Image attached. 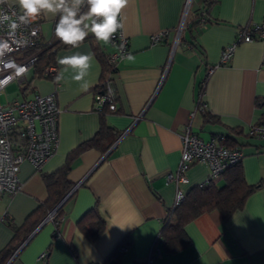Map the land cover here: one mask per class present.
Here are the masks:
<instances>
[{"label": "crops", "instance_id": "1", "mask_svg": "<svg viewBox=\"0 0 264 264\" xmlns=\"http://www.w3.org/2000/svg\"><path fill=\"white\" fill-rule=\"evenodd\" d=\"M186 3L129 0L122 10L123 30L134 59L117 63L111 79L114 111L105 117L120 135L107 152L91 147L73 159L68 176L74 187L62 204V217L57 222L43 220L0 264H109L112 253L119 264H264V185L229 219L213 209L186 223L179 236V242L186 244L178 251H166L159 236L177 191L187 193L209 175V166L196 162L187 173L189 184L167 178L178 168L189 121L205 139L220 134L232 139L244 154L240 166L246 181L264 182V139L249 135L264 114V36L235 44L231 59L220 63L224 49L239 40L240 27L264 22V0H217L209 11L212 22L193 25L191 14L203 3L197 0L179 33ZM54 22L40 16L46 39L54 36ZM161 31L166 35L153 42L152 36ZM98 44L105 57L113 50L110 44ZM77 51L93 56L85 77L87 89L82 87L84 81L71 79L73 69L57 79L62 67L58 57ZM56 65V77H35L33 69L27 73L30 86L24 87L25 97L57 90L59 143L40 170L28 161L21 164V187L15 194L0 193V218L7 219L0 221V251L46 201L44 174L61 168L70 152L101 126L102 113L95 104L103 90L104 65L94 42L86 38L79 48H61ZM200 99L217 121H206L197 107ZM215 180L222 185L225 177ZM94 208L106 226L92 240L80 224L93 220ZM122 246L127 249L120 251ZM43 252L46 257H41Z\"/></svg>", "mask_w": 264, "mask_h": 264}, {"label": "built area", "instance_id": "2", "mask_svg": "<svg viewBox=\"0 0 264 264\" xmlns=\"http://www.w3.org/2000/svg\"><path fill=\"white\" fill-rule=\"evenodd\" d=\"M186 10L184 18L178 28V32L185 27L187 7L190 0H186ZM6 31V30H4ZM0 31V35H4ZM32 32L36 34L33 36ZM166 31H161L152 36L153 42H158L166 35ZM23 35L27 38L28 43L15 46L14 50L7 58L14 59L17 64L27 66L28 71L22 77H15L14 70L0 66V81L12 75L13 78L6 84L0 83V95L6 86L17 80L22 86L27 84V73L33 69L37 56H25V50L31 46L40 35L42 27L40 16L33 20L24 30ZM239 40L227 46L223 53L220 63H227L239 42H249L257 37L264 36V22L250 24L238 29ZM113 50L107 56V62L111 69L104 80L103 90L96 95V108L103 109L106 106L114 108V87L112 75L119 60L123 59L129 53V39L124 34V30H119L114 39L109 43ZM210 67L208 72L213 70ZM44 72L49 77H56L57 65L52 64L45 67ZM199 109L204 110L202 104H198ZM60 107L58 104L57 90L49 94L36 93L32 97L15 98L3 102L0 97V193H7L10 196L15 194L21 187L19 171L23 162H30L37 170L53 156L59 143V114ZM195 112H191L194 117ZM249 135L264 139V114L262 119L249 129ZM227 136L220 134L205 139L195 131L191 121L186 126L182 134V151L181 158L176 173H169L168 180L177 183L189 184L190 179L187 173L191 166L196 162H204L209 166V175L203 184L219 178L227 168L239 164L244 156L242 150L238 147L227 145ZM186 192L179 189L176 195L175 205L184 200ZM55 211L48 214L45 221H55ZM4 218H0V221ZM126 246H122L120 251H125ZM47 252H43L41 257H46ZM90 264H103L102 262H93ZM119 264V263H115Z\"/></svg>", "mask_w": 264, "mask_h": 264}, {"label": "trees", "instance_id": "3", "mask_svg": "<svg viewBox=\"0 0 264 264\" xmlns=\"http://www.w3.org/2000/svg\"><path fill=\"white\" fill-rule=\"evenodd\" d=\"M216 1L217 0H203L202 5L196 13L194 12L191 14V23L193 25H197L200 23L212 22V19L209 17V11ZM88 38L94 42L97 56H99L103 62L104 81L111 69L109 63L107 62V56H104L98 41H96L91 34ZM63 47L69 46L60 42L55 35L50 39H46L44 36L40 35L38 39L25 50V56H37V61L33 65L35 77H49L44 72V69L49 65L56 64L57 52ZM29 86L30 84L27 83L25 86L20 88L23 96L25 95L24 87L29 88ZM102 87H104V84ZM204 90L205 89L202 86L201 92ZM199 104H204V101L200 99ZM109 111H114V109H110L109 106H106L100 110L102 113V122L100 129L94 137L83 142L76 149L71 151L68 155L66 163L61 168L52 173L44 174V181L48 189V197L46 201L40 204L38 208L30 214L21 228L15 229V234L12 240L3 250L0 251V260L1 258L7 259V257L12 256L28 240L29 235L34 231V229L43 220L45 221L50 212L56 210L55 222L59 221L62 217L63 206L61 205L58 207V205L74 187L73 182L68 176L73 159L82 151L91 147L99 148L103 151V153L107 152L120 135V132L108 124L105 119L106 114ZM203 112L205 113L207 122H215L218 120L210 110L205 108ZM226 143L230 147L236 146L232 139H227ZM221 177H225V182L222 185H218L216 180H212L209 183L191 187L187 191L184 200L171 209L170 215L168 219H166L159 235L165 240L166 251L175 252L185 246L186 243L179 242V236L181 235L182 229L186 223L192 221L198 215L213 209L222 211L224 218L229 219L235 212L244 208L251 193L264 185V182L249 184L246 181L240 163L227 168ZM92 211L96 214L93 220L87 224L81 221L80 227L88 234L90 239L94 240L104 231L106 220L102 217H98L97 208L92 209ZM6 220L7 219L5 218L4 221ZM116 256V253H112L110 261H117L115 260Z\"/></svg>", "mask_w": 264, "mask_h": 264}, {"label": "clouds", "instance_id": "4", "mask_svg": "<svg viewBox=\"0 0 264 264\" xmlns=\"http://www.w3.org/2000/svg\"><path fill=\"white\" fill-rule=\"evenodd\" d=\"M129 0H0V66L14 70L15 77H22L28 71L27 66L7 58L14 50V45L27 44L23 30L37 17L45 16L55 19L54 35L64 45L79 48L91 34L96 41L109 44L119 30L125 26L122 10ZM36 33L32 32L34 36ZM132 60L131 53L123 57ZM93 56L79 51L72 55L58 57L61 65L58 80L64 78V73L73 69L75 74L71 79L84 81L82 87L87 89L89 83L85 77L89 74ZM13 78L9 75L0 83H7Z\"/></svg>", "mask_w": 264, "mask_h": 264}, {"label": "rangeland", "instance_id": "5", "mask_svg": "<svg viewBox=\"0 0 264 264\" xmlns=\"http://www.w3.org/2000/svg\"><path fill=\"white\" fill-rule=\"evenodd\" d=\"M197 0H190V3L187 7V15H186V22L189 20L190 9L195 5ZM185 19V18H184ZM186 24V23H185ZM28 82V80H27ZM22 85L17 81L10 82L6 88L1 93L0 97L3 102H7L8 100H14L15 98H23L21 94L20 88Z\"/></svg>", "mask_w": 264, "mask_h": 264}, {"label": "water", "instance_id": "6", "mask_svg": "<svg viewBox=\"0 0 264 264\" xmlns=\"http://www.w3.org/2000/svg\"><path fill=\"white\" fill-rule=\"evenodd\" d=\"M73 191L71 190V192L62 200V202L58 205V207H60L63 202L69 197V195L72 193ZM116 262L115 261H111L109 264H115Z\"/></svg>", "mask_w": 264, "mask_h": 264}]
</instances>
